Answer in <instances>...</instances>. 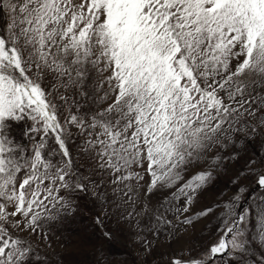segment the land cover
I'll return each instance as SVG.
<instances>
[{
    "label": "snow or ice",
    "instance_id": "6c2138e0",
    "mask_svg": "<svg viewBox=\"0 0 264 264\" xmlns=\"http://www.w3.org/2000/svg\"><path fill=\"white\" fill-rule=\"evenodd\" d=\"M229 165L233 193L192 213ZM248 184L264 193V0H0V264H54L48 232L81 198L145 257L218 208L214 238L164 264H264Z\"/></svg>",
    "mask_w": 264,
    "mask_h": 264
},
{
    "label": "rangeland",
    "instance_id": "374dc122",
    "mask_svg": "<svg viewBox=\"0 0 264 264\" xmlns=\"http://www.w3.org/2000/svg\"><path fill=\"white\" fill-rule=\"evenodd\" d=\"M25 122L13 123L11 128L12 136L24 142L23 131ZM78 143V140L76 141ZM249 151H258L255 144L249 145ZM235 170L229 165L227 172L214 174L210 184L199 192L195 204L192 206V213L198 212L205 205H213L222 199L229 197L233 191V184L229 176ZM264 193L255 185L248 184L245 191L240 194V199L236 201L237 211L249 206L253 199L259 202V196ZM220 209L214 208V216H209L207 220L198 218L194 220L192 227L187 231L184 226L177 232V238L169 241L167 231L160 233V240L153 249L152 255L145 257L142 253L143 244L141 238L135 233L137 229L119 221L118 215L104 217L102 225L94 223L99 214L98 207L87 199L79 200V207L74 215L66 217L56 225L55 231H49L51 237L50 247L44 250L55 253L54 264H141L142 261L150 264H164L167 255L173 250L179 251L184 248H191L193 253L199 251L210 239L214 238L216 230L220 226ZM141 228L147 223V217H138ZM135 223V221H133ZM255 230V220L249 221V237ZM109 232V237H104L103 232Z\"/></svg>",
    "mask_w": 264,
    "mask_h": 264
}]
</instances>
